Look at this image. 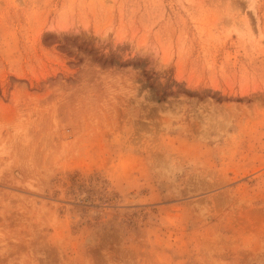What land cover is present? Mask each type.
Here are the masks:
<instances>
[{
  "label": "rangeland",
  "instance_id": "rangeland-1",
  "mask_svg": "<svg viewBox=\"0 0 264 264\" xmlns=\"http://www.w3.org/2000/svg\"><path fill=\"white\" fill-rule=\"evenodd\" d=\"M0 264H264V0H0Z\"/></svg>",
  "mask_w": 264,
  "mask_h": 264
}]
</instances>
